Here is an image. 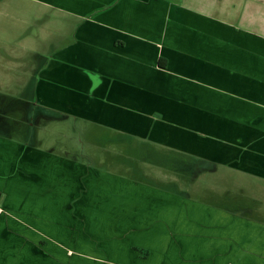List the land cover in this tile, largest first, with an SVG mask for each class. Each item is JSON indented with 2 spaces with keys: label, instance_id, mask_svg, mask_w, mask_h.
Here are the masks:
<instances>
[{
  "label": "crops",
  "instance_id": "1",
  "mask_svg": "<svg viewBox=\"0 0 264 264\" xmlns=\"http://www.w3.org/2000/svg\"><path fill=\"white\" fill-rule=\"evenodd\" d=\"M0 264H264V0H0Z\"/></svg>",
  "mask_w": 264,
  "mask_h": 264
},
{
  "label": "rangeland",
  "instance_id": "2",
  "mask_svg": "<svg viewBox=\"0 0 264 264\" xmlns=\"http://www.w3.org/2000/svg\"><path fill=\"white\" fill-rule=\"evenodd\" d=\"M145 158H146V157H145ZM149 159L156 160L155 157H152V158H149ZM151 163H152V162H151ZM151 166H152V167H155V168H162L163 171L166 170V168L171 169L170 165H168V164H167V165H161V164L158 165V164H153V163H152ZM180 173H181L183 176H185L186 180H188V179L190 180L189 177H190L191 174H190L189 172H187L186 170L181 169V170H180ZM187 182H188V181H184V180L180 182V183H181V188H182L183 190H185V188H187V189L190 188V190H191V189L195 190V188H199V187L201 186L200 184H201L202 181H201V180H198V181H192V184H193L192 186L187 185ZM187 189H186V190H187ZM188 190H189V189H188ZM195 191H196L195 194H197V193H198V194H201V193H200V190H195ZM202 194H203V193H202Z\"/></svg>",
  "mask_w": 264,
  "mask_h": 264
},
{
  "label": "trees",
  "instance_id": "3",
  "mask_svg": "<svg viewBox=\"0 0 264 264\" xmlns=\"http://www.w3.org/2000/svg\"><path fill=\"white\" fill-rule=\"evenodd\" d=\"M135 249L138 250L140 255H142V256H146L147 255V251H144L143 249H140V248H135Z\"/></svg>",
  "mask_w": 264,
  "mask_h": 264
}]
</instances>
